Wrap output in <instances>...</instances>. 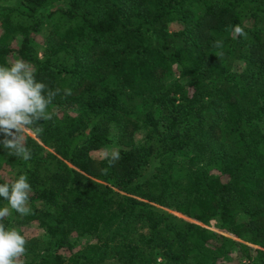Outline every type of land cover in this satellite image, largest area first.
<instances>
[{
    "label": "trees",
    "instance_id": "16d2710c",
    "mask_svg": "<svg viewBox=\"0 0 264 264\" xmlns=\"http://www.w3.org/2000/svg\"><path fill=\"white\" fill-rule=\"evenodd\" d=\"M56 2L39 56L35 12ZM11 56L60 90L31 159L0 147L46 206L15 216L46 235L26 239L29 264H264V0H0V66ZM112 130L126 150L103 174L90 151ZM73 233L91 240L64 257Z\"/></svg>",
    "mask_w": 264,
    "mask_h": 264
},
{
    "label": "clouds",
    "instance_id": "9594fccd",
    "mask_svg": "<svg viewBox=\"0 0 264 264\" xmlns=\"http://www.w3.org/2000/svg\"><path fill=\"white\" fill-rule=\"evenodd\" d=\"M234 37H243L247 33L240 25L232 28ZM223 42L214 41L213 46L222 47ZM60 92L50 89L44 82L36 79V69L23 59H15L7 66H0V147L11 156L29 160L32 150L28 146V136H38L42 131L41 121L51 120L48 110ZM66 90L65 95H70ZM101 159L107 167L103 174L115 167L121 156L118 149L104 150ZM32 188L26 174L0 183V198L8 207H0V264H23L21 257L26 251V238L16 228H6L3 221L9 215V209L19 216L32 214L29 207Z\"/></svg>",
    "mask_w": 264,
    "mask_h": 264
},
{
    "label": "rangeland",
    "instance_id": "374dc122",
    "mask_svg": "<svg viewBox=\"0 0 264 264\" xmlns=\"http://www.w3.org/2000/svg\"><path fill=\"white\" fill-rule=\"evenodd\" d=\"M56 8H68V6L66 5L65 2H56L53 3L52 5L43 7V8H38L35 12V14L37 15V17L39 19L42 20V26L39 30V32L34 33L32 36V42H33V46L36 48L39 56H41L42 51L45 47L46 44V37L51 29L52 26V21L53 18L50 15V13L55 10ZM182 28L181 23L177 22V21H173L171 23H169V31H175V30H179ZM18 59L16 56H11L10 57V62H12L13 60ZM179 71L178 67H174V72L177 74ZM144 136H145V132L143 130L140 131H136L134 133V140L135 143L138 144H142L144 142ZM110 138L112 140L111 143L102 146L99 149L90 151V155L94 158H101V154L104 150H111V149H118L120 150H126V148L122 147L121 145L117 144L115 142L116 140V134L115 131L112 130L111 134H110ZM185 157V154L183 152H179L176 154V159L177 160H183V158ZM217 168L216 167H212L210 169L211 173H216ZM14 176V172L12 171V169L10 168L9 164H5L3 162V153L2 150L0 149V179H5V180H11ZM0 207H8V203L7 201H3L2 204L0 205ZM29 207L30 208H37V209H42L44 210L46 208V206L39 201H30L29 202ZM15 216H16V212L12 209H9V215L8 217L3 221V223L5 224L6 228H16L18 231H20V233L22 235L25 236L26 239H30V238H34V237H38L42 240L46 239V235L43 233L42 229L39 227L38 223L33 221V222H29V223H25V224H18L15 221ZM210 230L211 231H216L217 227L219 225V221L217 218H213L210 221ZM90 237L87 236H80L77 235L75 233L71 234L69 237V242H70V248L68 247H63V248H58L56 250V252L60 253L62 256L67 257L69 254H71V252L77 251L79 249H81L85 243L87 241H90ZM45 245V243H41L40 246L43 247ZM235 253L231 254L230 256L226 257V259L230 260V259H234ZM36 259V254L33 255L28 251H25V253L23 254V256L21 257V260L23 261V264H29L31 262H33V260ZM162 261L161 258H158V262ZM242 264H252V261H242ZM107 264H115L113 261H109L107 262Z\"/></svg>",
    "mask_w": 264,
    "mask_h": 264
}]
</instances>
